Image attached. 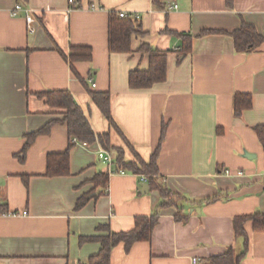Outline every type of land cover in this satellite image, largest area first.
I'll return each instance as SVG.
<instances>
[{"label":"crops","instance_id":"0c3cea01","mask_svg":"<svg viewBox=\"0 0 264 264\" xmlns=\"http://www.w3.org/2000/svg\"><path fill=\"white\" fill-rule=\"evenodd\" d=\"M76 1L71 7L68 0H0V205L26 211L0 214V264H78L100 247L80 243V235L94 234L102 223L129 230L135 216L151 214L160 200L156 189L141 192L146 181L140 175L114 172L97 155V141L70 149L69 175H44L47 154L68 145L61 122L36 136L18 159L25 134L62 116L37 95L57 89L72 94L98 133L108 124L88 89L108 90L111 114L126 138L145 159L159 146V182L190 200L178 202L185 220L175 219L174 205L160 209L150 240L128 251L115 245L110 264H200L230 245L239 251L233 217L264 213V148L253 129L264 125V41L236 51L229 32L245 21L264 36V0ZM170 2L177 8L166 10ZM16 3L30 10L34 32L24 10L12 14ZM111 11L139 15L143 34L132 35L129 52L108 50ZM203 29L221 32L201 35ZM177 33L192 36L183 57ZM142 43L167 51L166 78L130 88L129 70L148 64ZM72 46L91 50V59L74 61V69L64 57ZM239 92L250 94L252 105L235 116ZM98 171L109 173L108 183L93 190ZM87 192L92 197L75 210ZM212 196L218 198L206 201ZM244 228L249 245L240 264H264V231L252 230L250 221Z\"/></svg>","mask_w":264,"mask_h":264},{"label":"trees","instance_id":"16d2710c","mask_svg":"<svg viewBox=\"0 0 264 264\" xmlns=\"http://www.w3.org/2000/svg\"><path fill=\"white\" fill-rule=\"evenodd\" d=\"M159 3L160 0H153ZM233 0H226L228 5ZM221 32L215 29H203L200 34ZM133 34H143L141 24L137 18L120 17L118 13L111 11L107 23V47L110 52H129L131 51V38ZM233 38L236 51H251L264 41V36L256 28L245 21L239 27L229 32ZM181 39L179 55L183 57L191 50L192 36L189 34L177 33ZM139 51L149 52L148 64L146 68H132L128 72L127 81L130 88H148L154 83L163 81L167 72V51L152 49L148 44L142 43ZM64 57L71 67L74 61L90 60L91 50L89 46H72L68 54ZM179 57V59H180ZM93 103L98 107L102 116L107 121L108 129L104 132H95L88 120V117L75 101L72 94L66 89L46 90L38 92L37 95L44 99V102L62 116L52 118L45 122L38 129L25 134V141L19 153L16 155L20 161L25 158L26 150L29 145L40 134L48 133L51 126L61 122L66 126L68 145L58 152L48 153L46 156V176H64L70 174V149L76 143L92 144L98 142L100 148L106 150L112 158L114 172H130L137 175H145L146 183L150 189L159 192L160 200L153 212L149 215H138L134 217V225L129 230L113 231L108 223L99 224L96 232L91 235H80L79 242L96 241L100 247L97 253L88 256L78 264H110L112 248L123 243L125 251L136 241H149L152 230L158 221L160 209L174 205L177 207L175 214L176 220H185L187 214L182 212V207L178 202L190 201L182 194L173 192L165 184L159 182L158 176V152L159 146L150 154L149 158H143L135 149L131 142L126 138L119 125L113 118L110 110V94L108 90L88 89ZM252 105L251 96L248 93H235L233 97V113L240 116L241 113ZM164 131V126L162 127ZM257 137L264 148V125L253 126ZM75 137L76 141H72ZM114 138H117V142ZM109 173L98 171L91 178L93 190L107 186ZM27 182V178L23 177ZM92 197L91 192L81 194L76 202L74 209L78 210ZM218 196L207 198L206 201H213ZM192 202V201H191ZM13 212L6 206L0 205V214ZM250 221L252 230L264 231V213L255 211L249 214H240L233 217V231L236 238L242 241V248L238 251L233 246H228L225 251L211 255L202 260L200 264H240L241 259L247 252L249 236L244 228V224Z\"/></svg>","mask_w":264,"mask_h":264},{"label":"built area","instance_id":"2783aa9c","mask_svg":"<svg viewBox=\"0 0 264 264\" xmlns=\"http://www.w3.org/2000/svg\"><path fill=\"white\" fill-rule=\"evenodd\" d=\"M69 4L71 7L73 6H76V3L77 1L76 0H68ZM177 8V4L175 2H170V3H167L166 5V10H172V9H176ZM19 10H24L25 12V20H26V23H27V26H28V30L30 32H34V26H33V23H34V17L32 16V14L30 13V10L28 8H23L22 4L21 3H16L14 5V8L12 10V14H16ZM118 15L120 17H126L128 15H130L131 17H134V18H138L139 15L137 13H127V12H124V11H120L118 12ZM91 82V86L93 87L95 84L94 82ZM72 141H76V138L73 137L72 138ZM97 155L104 161H106L107 163H112V158H111V155L104 149L102 148H99L97 150ZM225 174H231V170L229 168H225L224 171H223ZM121 173H123V171H121ZM237 173H241V171H237ZM140 178L142 181H146V176L145 175H140ZM5 214H13V215H23V214H26V211H21V212H18V211H15L13 210V212H8V213H5ZM192 262L194 263H197L198 260L197 258H192Z\"/></svg>","mask_w":264,"mask_h":264},{"label":"water","instance_id":"95a60500","mask_svg":"<svg viewBox=\"0 0 264 264\" xmlns=\"http://www.w3.org/2000/svg\"><path fill=\"white\" fill-rule=\"evenodd\" d=\"M147 191H148V184L146 182H142L141 183V192L145 193Z\"/></svg>","mask_w":264,"mask_h":264}]
</instances>
